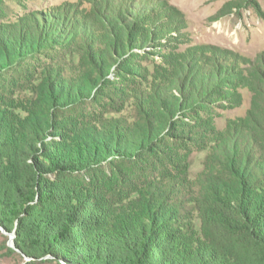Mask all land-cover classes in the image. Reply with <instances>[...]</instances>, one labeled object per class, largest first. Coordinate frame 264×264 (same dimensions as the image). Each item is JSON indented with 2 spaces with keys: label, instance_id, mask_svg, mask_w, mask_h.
I'll list each match as a JSON object with an SVG mask.
<instances>
[{
  "label": "rangeland",
  "instance_id": "1",
  "mask_svg": "<svg viewBox=\"0 0 264 264\" xmlns=\"http://www.w3.org/2000/svg\"><path fill=\"white\" fill-rule=\"evenodd\" d=\"M11 37H26L23 52ZM0 62V104L21 119L58 110L98 130L151 127L145 155L103 166L118 206L148 185L197 233L196 194L230 178L218 151L239 140L264 154V0H0ZM11 235L0 229V264H25L5 254Z\"/></svg>",
  "mask_w": 264,
  "mask_h": 264
},
{
  "label": "trees",
  "instance_id": "2",
  "mask_svg": "<svg viewBox=\"0 0 264 264\" xmlns=\"http://www.w3.org/2000/svg\"><path fill=\"white\" fill-rule=\"evenodd\" d=\"M11 39L9 48L23 52L26 37L21 47ZM16 58L6 56L7 65ZM53 87L67 95L80 91L61 79ZM170 99L171 116L178 100ZM8 109L0 104V229L14 235L6 255L26 258L25 264L45 258L56 264H264V154L255 145L238 147L233 140L218 151L230 178L196 194V233L178 204H167L148 185L134 189L141 201L127 198L123 206L118 194L103 190V166L114 169L145 155L155 141L150 126L133 135L115 125L79 124L58 110L21 119Z\"/></svg>",
  "mask_w": 264,
  "mask_h": 264
},
{
  "label": "water",
  "instance_id": "3",
  "mask_svg": "<svg viewBox=\"0 0 264 264\" xmlns=\"http://www.w3.org/2000/svg\"><path fill=\"white\" fill-rule=\"evenodd\" d=\"M1 230L3 231V229H1ZM9 235H11V234H9ZM10 239H11V242H12V248H14V243H13V241H14V235L13 234L11 235ZM59 264H65V263L60 262Z\"/></svg>",
  "mask_w": 264,
  "mask_h": 264
}]
</instances>
